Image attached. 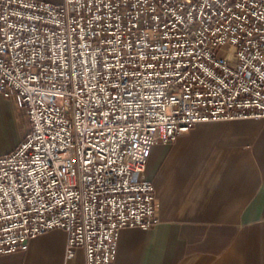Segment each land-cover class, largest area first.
<instances>
[{"label": "built area", "instance_id": "obj_1", "mask_svg": "<svg viewBox=\"0 0 264 264\" xmlns=\"http://www.w3.org/2000/svg\"><path fill=\"white\" fill-rule=\"evenodd\" d=\"M29 129L0 155V257L52 230L115 264L150 229L153 146L264 119V0H0V96Z\"/></svg>", "mask_w": 264, "mask_h": 264}, {"label": "crops", "instance_id": "obj_2", "mask_svg": "<svg viewBox=\"0 0 264 264\" xmlns=\"http://www.w3.org/2000/svg\"><path fill=\"white\" fill-rule=\"evenodd\" d=\"M25 118L17 98L0 96V155L19 145ZM146 176L158 222L121 230L115 264H264V119L202 123L155 145ZM66 249V232L52 230L0 264H86Z\"/></svg>", "mask_w": 264, "mask_h": 264}, {"label": "rangeland", "instance_id": "obj_3", "mask_svg": "<svg viewBox=\"0 0 264 264\" xmlns=\"http://www.w3.org/2000/svg\"><path fill=\"white\" fill-rule=\"evenodd\" d=\"M24 121L25 122H22V124H21V131H22L23 136H22L20 141L23 140V138L25 137V135L27 134L28 129H29V124H28L27 119L25 118Z\"/></svg>", "mask_w": 264, "mask_h": 264}]
</instances>
